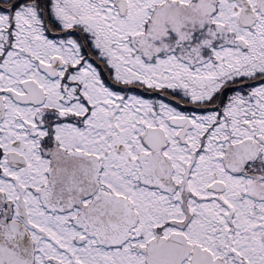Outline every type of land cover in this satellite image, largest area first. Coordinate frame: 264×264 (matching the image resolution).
Listing matches in <instances>:
<instances>
[{
	"label": "snow or ice",
	"instance_id": "obj_1",
	"mask_svg": "<svg viewBox=\"0 0 264 264\" xmlns=\"http://www.w3.org/2000/svg\"><path fill=\"white\" fill-rule=\"evenodd\" d=\"M0 264H264V0H0Z\"/></svg>",
	"mask_w": 264,
	"mask_h": 264
}]
</instances>
